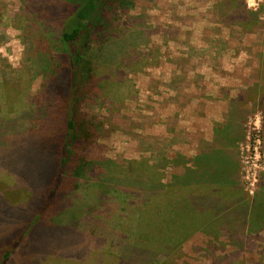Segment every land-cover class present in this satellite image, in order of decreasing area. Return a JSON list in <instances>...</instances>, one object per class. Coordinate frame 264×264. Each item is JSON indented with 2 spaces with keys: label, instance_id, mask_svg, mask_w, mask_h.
<instances>
[{
  "label": "trees",
  "instance_id": "16d2710c",
  "mask_svg": "<svg viewBox=\"0 0 264 264\" xmlns=\"http://www.w3.org/2000/svg\"><path fill=\"white\" fill-rule=\"evenodd\" d=\"M23 4L22 11L31 16L23 37L28 71L42 74L45 95L39 100L41 93L35 94L27 101L23 87L30 77L23 82L9 65L0 69V161L7 166L3 177L21 182H5L0 194L7 208L18 201L23 211L19 226L13 225L0 238V264L11 261L31 233L57 224L92 239L86 256L98 251L112 255L117 264H173L197 232L215 241L224 239L236 249L234 256L225 255L218 264H242L238 253L264 231V197L259 193L252 198L242 190L236 163L243 118L234 116L230 130L216 132L214 143L194 157V166L169 183L162 181L160 171L171 161L161 151L155 165L143 160L121 167L109 160H90L87 154L105 129L90 120L84 105L119 87L103 75L108 76L106 64L115 60L110 51L119 47V55L128 40L109 50L114 44L104 43L117 34L113 21L126 9V0H23ZM93 39L99 40L97 48ZM82 197L84 211L74 219L64 218ZM106 204L122 207L111 210ZM124 213L132 229L116 234L110 226L121 224ZM93 214H105L107 218L101 217L106 222L99 228L88 223ZM26 251L27 263L35 264L32 246ZM86 256L83 263L92 264L84 261Z\"/></svg>",
  "mask_w": 264,
  "mask_h": 264
},
{
  "label": "rangeland",
  "instance_id": "374dc122",
  "mask_svg": "<svg viewBox=\"0 0 264 264\" xmlns=\"http://www.w3.org/2000/svg\"><path fill=\"white\" fill-rule=\"evenodd\" d=\"M126 3V9L115 14L119 17L113 21L117 34L104 43L107 47L114 44L109 50L128 40L127 47H120L119 55V47L110 51L115 60L106 64L108 76L103 75L119 87H113L115 91L109 96H99L84 105L90 120L105 129L87 157L97 163L109 160L121 167L128 166L129 161L143 160L155 165L161 151L171 161L168 169L160 171L162 181L169 183L176 174L191 168V157L204 149L203 139H212L216 123L226 122L236 100L238 114L245 119L237 149L241 188L252 198L261 194L264 0H126ZM23 9V0H0V69L9 65L23 82L30 77L29 84L23 87L26 100L39 93L42 100L45 80L42 74L28 71L23 37L31 16ZM93 42L97 48L99 40ZM6 167L0 161V187L7 181L12 185L16 181L21 183L3 177L7 175ZM74 202L64 218L74 219L84 211L85 197ZM14 203L15 207L7 208L0 194V238L23 221L20 202ZM107 207L120 210L122 206ZM126 215L122 214L121 224L110 226L114 233L132 229ZM101 216L107 218L105 214H96L86 221L99 228L98 224L106 222ZM31 219L32 216L27 223ZM87 237L62 224L33 232L22 240L7 264H28L24 256L29 245L37 258L35 264H84L86 244L92 241ZM236 253L224 239L215 241L211 235L197 232L184 243L173 264H218L216 261L225 255ZM238 255L242 264H264V231ZM87 260L92 264H117L112 255L98 251L86 256L84 261Z\"/></svg>",
  "mask_w": 264,
  "mask_h": 264
},
{
  "label": "crops",
  "instance_id": "0c3cea01",
  "mask_svg": "<svg viewBox=\"0 0 264 264\" xmlns=\"http://www.w3.org/2000/svg\"><path fill=\"white\" fill-rule=\"evenodd\" d=\"M236 106H238V103H237V101L235 100L233 103H232V108H231V114H230V116H229V118L226 120V122L225 123H219V122H217L216 123V126H215V128H214V134H213V137H212V139L210 140V141H208L206 138L205 139H203V141L201 142V145H203L204 146V149H202V151H201V153L203 152V150H207L208 149V145L209 144H212V143H214V141H215V138H216V132H218L219 130H221V131H226V130H230V128L228 127L229 126V124L231 123V121H232V118L234 117V116H241L242 118H243V121L245 120L244 119V116L242 115V114H238V110H237V107ZM244 125V124H243ZM243 132V131H242ZM241 135H242V133H241ZM240 136V135H239ZM239 136H237V138L239 139ZM207 137V136H206ZM200 153V154H201ZM200 154H198V155H194V156H192L191 158H193V161H194V157H196V156H199ZM193 161L191 162V168L194 166V163H193ZM236 163H237V168H239L238 167V161L236 160ZM212 166H216V163H213L212 164ZM211 187H213L214 189H217V187H215V186H211Z\"/></svg>",
  "mask_w": 264,
  "mask_h": 264
}]
</instances>
